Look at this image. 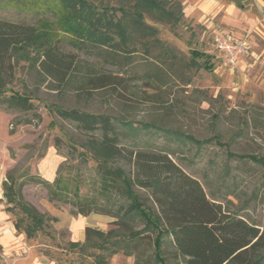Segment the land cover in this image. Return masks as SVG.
Returning <instances> with one entry per match:
<instances>
[{"label":"trees","instance_id":"1","mask_svg":"<svg viewBox=\"0 0 264 264\" xmlns=\"http://www.w3.org/2000/svg\"><path fill=\"white\" fill-rule=\"evenodd\" d=\"M0 9L36 18L35 24L0 18V102L21 112L34 109V98L11 89L20 63L38 70L52 90L74 88L86 99L87 93L93 96L110 85L112 78L71 50H82L86 35L101 41H110L112 33L125 38L131 24L152 30L145 14L157 11L172 19H179L173 9L183 14L176 0H0ZM48 107L84 139L72 138L70 156L75 163L62 166L54 182L29 169L7 175V209L18 207L24 215L15 221L17 231L32 239L57 221L24 200V188L33 183L45 190L50 203L70 207L74 217L94 213L115 220L108 231L89 227L84 242L70 241L67 251L80 259L71 264H111L119 253L134 256L135 264H264V226L210 200L201 183L170 157L176 153L173 146L202 147L211 141L152 123L137 126L105 113L59 104ZM258 109L252 110L255 129L264 127ZM244 132L236 133L235 141ZM158 136L162 146L155 142ZM57 142L59 147L61 140ZM228 158L264 167V156L237 155L228 149ZM45 254L64 264L51 251Z\"/></svg>","mask_w":264,"mask_h":264},{"label":"rangeland","instance_id":"2","mask_svg":"<svg viewBox=\"0 0 264 264\" xmlns=\"http://www.w3.org/2000/svg\"><path fill=\"white\" fill-rule=\"evenodd\" d=\"M176 1L182 5L180 16L173 9L179 19L155 11L145 14L146 23L153 27L150 31L131 24L125 38L112 33L110 41H101L86 35L82 50L70 48L112 77L110 85L94 91L93 96L87 93L86 99L78 97L74 88L52 90L38 70L28 63L19 64L11 89L33 97L34 109L21 112L0 102V193L4 194L3 183L12 171L18 176L29 169L32 175L54 182L62 166L75 163L70 156L71 140L75 136L80 142L84 137L48 107L59 104L211 141L202 147L173 146L176 153L170 157L201 183L210 200L264 226V167L247 159L228 158V149L237 155L264 156V127L255 129L251 121L253 108L264 115V0ZM205 2L209 5L203 7ZM0 18L36 23L33 15L8 9H0ZM220 34L246 39L259 61L246 58V69L231 73L214 49L213 40ZM242 131L244 136L235 141V134ZM155 142L164 144L159 136ZM23 196L42 213L53 212L58 221L49 222L24 246V252L10 255L11 264H19L32 251L40 255L47 250L64 264L78 262V254L67 248L79 238L77 218L81 216H72L65 205L46 207L45 190L36 184H28ZM4 209L14 223L24 217L18 207L9 210L5 203ZM90 215L87 225L101 231L111 229L115 221L107 215ZM3 253L0 247V264L6 263ZM110 263L135 264V257L119 253Z\"/></svg>","mask_w":264,"mask_h":264},{"label":"crops","instance_id":"3","mask_svg":"<svg viewBox=\"0 0 264 264\" xmlns=\"http://www.w3.org/2000/svg\"><path fill=\"white\" fill-rule=\"evenodd\" d=\"M201 5L204 7L205 5H209V3L205 2L202 3ZM247 64L248 63L245 59L242 65H240L237 69H233L229 66H227V68H229L230 72L233 73L235 70H240V71L245 70ZM5 203L6 200L4 198V195L3 193H0V247H2V252H4L2 256L3 257L4 255L6 256L3 263L6 262L5 264H11L12 260H8L9 256L24 252V246H29L30 241H32V239H35L36 237L29 239L28 237H26L24 232L20 234V237H16V234L18 233V231L16 230V223L13 222L12 218L8 215L6 209H4ZM47 204L48 206L46 207H52L49 201H47ZM46 213H51L49 214V216L51 218H55L58 221V219L56 218L53 212L49 210V212L46 211L43 214ZM90 216L91 215H89V217ZM89 217L77 218V222H78L77 224L79 228L78 229L79 238L76 239L75 241L84 242L86 239V235H85L86 229H88L89 227L94 228L90 225L89 226L87 225ZM57 221L54 223H57ZM75 241H71V242H75ZM45 253L46 251H43L40 255H38L37 253H35V251H32L30 256L27 257V259L25 258L24 260H21L19 264H58L54 258H52L49 254H45Z\"/></svg>","mask_w":264,"mask_h":264},{"label":"built area","instance_id":"4","mask_svg":"<svg viewBox=\"0 0 264 264\" xmlns=\"http://www.w3.org/2000/svg\"><path fill=\"white\" fill-rule=\"evenodd\" d=\"M214 49L216 50L217 57L224 61L226 66L237 69L242 65L246 58H253L259 61V57H255L251 52V46L246 39H236L229 34L217 35L213 40ZM261 63L264 64V61Z\"/></svg>","mask_w":264,"mask_h":264}]
</instances>
